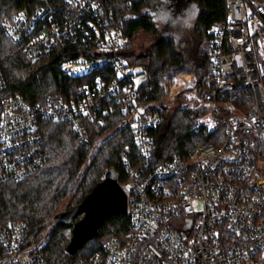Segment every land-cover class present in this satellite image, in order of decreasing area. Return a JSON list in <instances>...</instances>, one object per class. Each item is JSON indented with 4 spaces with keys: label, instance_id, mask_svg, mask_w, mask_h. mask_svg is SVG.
<instances>
[{
    "label": "built area",
    "instance_id": "1",
    "mask_svg": "<svg viewBox=\"0 0 264 264\" xmlns=\"http://www.w3.org/2000/svg\"><path fill=\"white\" fill-rule=\"evenodd\" d=\"M141 1L117 0L124 11ZM223 1L224 17L210 30L208 86L191 95L202 112L194 131L212 141L157 167H151L153 132L163 117L154 107L161 104L139 100L141 77L125 62L128 37L110 3L32 0V7L0 22L30 62L68 43L83 52L59 66L82 80L67 97L6 96L0 70V188L44 164L43 121L66 123L86 147L87 124L102 123L116 104L138 158L124 160L119 184L129 216L126 237L60 264H264V163L252 151L264 136V0ZM28 229L26 222L0 226V264H47L42 244L26 243Z\"/></svg>",
    "mask_w": 264,
    "mask_h": 264
},
{
    "label": "trees",
    "instance_id": "2",
    "mask_svg": "<svg viewBox=\"0 0 264 264\" xmlns=\"http://www.w3.org/2000/svg\"><path fill=\"white\" fill-rule=\"evenodd\" d=\"M106 1L110 3L116 21L122 22L128 37L123 52L125 62L144 79L137 91L139 100L161 104L154 107L162 115L163 122L153 132L155 147L151 167L171 162L177 157H186L198 143L212 141L210 135L194 131L202 112L191 95L196 88L208 86L210 30L224 17V1L142 0L130 11L121 10L117 0ZM183 3L197 9L192 27L193 49L183 41H175L169 29V19L184 13V8L179 7ZM32 6V0H0V22ZM145 12L157 13V22L148 16L137 19ZM162 30L166 32L164 38L161 37ZM139 32L153 37V42L143 53L131 50L132 41ZM80 55L83 52L79 46L68 43L30 62L0 29V70L5 81L4 95L21 96L31 102L41 101L49 94L67 97L82 84V80L63 75L59 66L64 60ZM175 74L189 77L188 86L179 93L168 90L175 82ZM261 81L264 88V76ZM246 95L249 99L250 95ZM173 100L176 106L172 108ZM124 119L121 106L116 104L103 117L102 123H88L89 144L86 147L66 123L43 121L39 130L46 156L44 164L26 179L7 182L0 188V226L26 222L29 226L26 243H41L47 264L90 257L99 252L107 240L126 237L129 216L117 214L105 220L96 235L83 246L84 251L79 254V249L69 256L65 248L70 241L71 228L54 227L52 224L53 217L60 211H68L80 204L101 181L105 171L113 169L118 175V183L122 184L124 160L137 163L132 136L127 127L121 126ZM252 151L255 159L264 163L262 139L255 140ZM80 218L77 216L74 221Z\"/></svg>",
    "mask_w": 264,
    "mask_h": 264
},
{
    "label": "water",
    "instance_id": "3",
    "mask_svg": "<svg viewBox=\"0 0 264 264\" xmlns=\"http://www.w3.org/2000/svg\"><path fill=\"white\" fill-rule=\"evenodd\" d=\"M143 81L144 79H140L138 86ZM117 214L127 215L126 195L117 181L115 171L108 169L80 204L55 215L52 224L54 227L71 228L65 253L72 256L96 235L106 219ZM77 216L81 218L74 221Z\"/></svg>",
    "mask_w": 264,
    "mask_h": 264
},
{
    "label": "rangeland",
    "instance_id": "4",
    "mask_svg": "<svg viewBox=\"0 0 264 264\" xmlns=\"http://www.w3.org/2000/svg\"><path fill=\"white\" fill-rule=\"evenodd\" d=\"M180 9L184 8V13H181L177 17H172L169 19V29L173 35L175 41H183L187 43L192 49L194 47L195 41L192 38V27L196 21L197 17V9L193 6L187 5V3L180 4ZM166 32L161 31V37H165ZM153 42V37L139 32L135 35L131 50L135 53H143V50L149 48V45ZM192 51V50H191ZM192 54V52H191ZM175 82L173 85H170L168 90L171 93H175L176 91L179 93L183 88L188 86L187 81L189 79L186 75L175 74L174 76ZM176 103L173 100L171 103V107H175ZM264 142V136L261 138ZM98 146V145H97ZM96 146V147H97ZM63 211V210H62ZM60 211V212H62ZM41 244V243H39ZM85 250V247L80 249L79 254Z\"/></svg>",
    "mask_w": 264,
    "mask_h": 264
},
{
    "label": "flooded vegetation",
    "instance_id": "5",
    "mask_svg": "<svg viewBox=\"0 0 264 264\" xmlns=\"http://www.w3.org/2000/svg\"><path fill=\"white\" fill-rule=\"evenodd\" d=\"M153 17V21L156 23L157 22V13H152V12H145V15H138L137 19H140L141 17Z\"/></svg>",
    "mask_w": 264,
    "mask_h": 264
},
{
    "label": "snow or ice",
    "instance_id": "6",
    "mask_svg": "<svg viewBox=\"0 0 264 264\" xmlns=\"http://www.w3.org/2000/svg\"><path fill=\"white\" fill-rule=\"evenodd\" d=\"M137 83H139V81H137Z\"/></svg>",
    "mask_w": 264,
    "mask_h": 264
}]
</instances>
